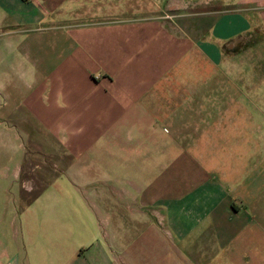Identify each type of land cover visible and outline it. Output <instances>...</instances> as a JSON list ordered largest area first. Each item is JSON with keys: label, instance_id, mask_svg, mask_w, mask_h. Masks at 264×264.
<instances>
[{"label": "crops", "instance_id": "obj_1", "mask_svg": "<svg viewBox=\"0 0 264 264\" xmlns=\"http://www.w3.org/2000/svg\"><path fill=\"white\" fill-rule=\"evenodd\" d=\"M174 3L235 9L197 39L148 15ZM255 27L264 0H0V264H264V68L222 66Z\"/></svg>", "mask_w": 264, "mask_h": 264}, {"label": "rangeland", "instance_id": "obj_2", "mask_svg": "<svg viewBox=\"0 0 264 264\" xmlns=\"http://www.w3.org/2000/svg\"><path fill=\"white\" fill-rule=\"evenodd\" d=\"M185 7V8H182ZM235 9L233 6H221L219 5H184L180 6L179 4L174 3L173 6L166 4L165 8H160L156 11H150L149 16H158L159 19L166 23V29L168 31L174 32L176 35L187 34L188 36L197 39H202L201 36H204L205 32L210 26V22L216 17L224 14L225 10ZM108 20V19H107ZM113 20V19H111ZM168 24V25H167ZM226 50V51H225ZM190 51V52H188ZM186 52V56L181 57V60L178 64V68L175 70L176 74L174 77H166V85H174L181 83L182 85V98L187 97L188 84L192 82L195 78L194 76H189V68L196 67L198 70L207 68L209 66L202 61L199 53H192V48H189ZM224 51L229 54L226 56L224 52V64L223 67H230L235 69V73L230 76V78L235 81L238 79L236 75L237 67H253V64L256 67L264 68V31L260 27H255L250 33V38L240 43L239 46L236 44L230 49H224ZM228 57V58H227ZM199 79V78H198ZM174 83V84H173ZM199 83V82H197ZM166 86V87H168ZM184 90V91H183ZM251 95V93H250ZM166 96H171V91H166ZM259 97L264 99V92H260ZM158 142V141H157ZM157 144V143H156ZM156 144L154 146H156ZM45 172H20L21 181L26 180L31 184L29 190H31L30 195L35 194L42 189L38 184L42 183ZM37 179L36 185L33 184V181ZM24 182V181H23ZM22 182V183H23ZM23 187V186H22ZM10 190L8 198V206H12V198L15 197L16 211H18L17 206V195ZM23 191V190H22ZM28 197L25 201H27ZM15 214V212H14ZM15 220V219H14ZM12 220V225L8 231V241L10 243H16L19 241V234L17 231V226L15 221ZM14 232V233H13Z\"/></svg>", "mask_w": 264, "mask_h": 264}]
</instances>
